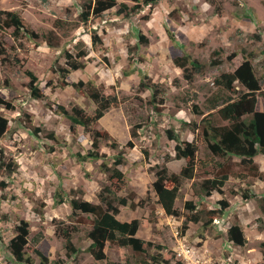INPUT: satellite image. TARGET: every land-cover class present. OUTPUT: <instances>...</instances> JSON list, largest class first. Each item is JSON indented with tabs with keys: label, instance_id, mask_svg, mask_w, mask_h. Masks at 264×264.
Here are the masks:
<instances>
[{
	"label": "rangeland",
	"instance_id": "obj_1",
	"mask_svg": "<svg viewBox=\"0 0 264 264\" xmlns=\"http://www.w3.org/2000/svg\"><path fill=\"white\" fill-rule=\"evenodd\" d=\"M115 1L83 20L85 0H0V10L20 14L33 31L14 37L13 28L0 29V100L9 103L0 104L8 121L0 151L15 167L9 171L0 161V264H26L14 260L8 248L21 221L28 224L24 250L33 264L40 262L35 248L49 264H123L122 251L126 264L146 257L108 242L107 259L94 260L87 233L95 215L73 212V199L101 208L110 201L119 220H145L136 236L147 254L171 256V263L264 264V154L255 155L249 166L234 155L215 156L201 130L208 121L227 125L217 113L223 103L214 98L223 92L215 77L234 71L247 57L262 75L264 0H156L135 13L119 11L120 3L131 7V0ZM69 54L81 68L70 69ZM183 56L206 63L191 82L174 63ZM213 58L219 60L212 66ZM26 71L37 78L38 97L32 95ZM143 75L162 88L154 101L149 90L138 87ZM89 81L118 101L95 125L99 158L78 156L92 150V133L73 126L62 113L77 107L93 114L97 104L73 85L80 82L85 89ZM234 87L245 90L237 83ZM256 95V109L264 111V93ZM190 141L197 146L196 170L181 182L177 214L167 215L151 184L162 166L179 173L187 159H176L174 147ZM120 152L124 189L114 186L110 171ZM222 174H227L224 184L207 185L206 193L203 182ZM194 212L200 219L187 221ZM233 225L243 245L229 239ZM67 234L76 249L69 255Z\"/></svg>",
	"mask_w": 264,
	"mask_h": 264
},
{
	"label": "trees",
	"instance_id": "obj_2",
	"mask_svg": "<svg viewBox=\"0 0 264 264\" xmlns=\"http://www.w3.org/2000/svg\"><path fill=\"white\" fill-rule=\"evenodd\" d=\"M133 5L128 7L125 3L119 4V11L137 12L142 6L152 5L156 0H131ZM85 11L81 13L83 20L87 19L89 12L94 15H99L102 11L111 8L116 5L115 0H85ZM92 5V6H91ZM13 28L12 34L14 37L18 36L19 32L33 33L29 28L26 20L18 13L8 10H0V29ZM96 38V37H95ZM214 54H218L217 51ZM82 52L77 56L80 58ZM250 55V54H249ZM70 69H77L82 67L77 59L71 60L72 57L68 55ZM219 59L213 58L209 61V65H216ZM174 63L182 69L184 78L191 82L194 78V74L201 73L204 70L206 63L200 62L198 59L190 58L189 56L177 57L174 59ZM264 66V61H263ZM26 74L30 78L29 87L31 88L32 95L39 96V91L33 83L37 80L36 76L26 71ZM147 78V81L144 79ZM214 82L220 86L223 94H218L214 99L222 100V105L218 108L217 113L222 120L227 122V125L216 126L210 124L206 119L202 120L206 124L201 128L203 137L207 140L206 144L211 154L224 158L229 155H234L240 158V162L243 165L253 164V158L258 153L264 154V111L256 109L257 105V91L262 94L261 85H264V67L262 75H258L255 70L254 64L250 58H246L239 67L232 72H223L219 76L215 77ZM235 83L241 85L245 90L236 91ZM74 87L81 93L92 99L97 105L93 114L86 113L82 108L74 107L71 113H68L64 109L62 113L66 115L72 122L73 126H82L85 132L92 133V150L88 151L86 155L78 154L81 158L91 157L99 158L103 154H99V132L95 129L97 121L104 115L105 110L112 106H117L118 101L115 97L104 96L94 87L92 81L87 82L86 88L82 89L80 82L73 83ZM138 87L141 90H149L151 100H155L163 92L162 88L157 83L151 82L147 75H143L142 79L138 83ZM264 88V86H263ZM229 92L231 95L224 94ZM0 104L5 107L9 103L1 101ZM249 116V117H246ZM8 121L0 113V138L7 130ZM132 135L135 136L133 132ZM175 138L176 136H172ZM176 139V138H175ZM178 142L175 147V158H186L187 163L180 169L179 173L168 172L165 166L160 167L155 172V179L151 186L157 196V202L167 215H176L177 209L174 206L175 199L178 195V191L183 179H191L194 176L196 170L195 154L197 146L194 141L187 143ZM111 146H116V143H111ZM127 146H132L131 142L127 143ZM123 153L116 155L110 171L115 178L114 186L119 189L125 188L124 174L119 169V165L123 162ZM0 161L8 167L9 171H14L15 167L11 166L10 162L4 161V155L0 151ZM104 170L107 168V163L102 162ZM109 169V168H107ZM227 178V174H222L219 179L211 178L206 179L203 182V188L206 193H209L210 186L215 188L221 186ZM105 208H101L98 205H94L87 201H80L73 199L70 202L73 212L82 211L90 214H94L95 218L92 222V227L87 233V238L90 243L87 247V251L92 258L96 261L106 260L105 247L108 242L116 243L120 248L130 247L133 252L142 253L149 258V261L144 259H138L137 264H181L179 261H172V257L168 255H162L161 253L147 254L145 242L136 236L140 224L146 225V221H138L132 219L131 221H121L116 217L117 209L112 205L110 201L105 202ZM186 207L193 209V205L190 202H186ZM200 216L197 212L192 213L187 217V221L197 222ZM29 233L28 224L26 221H21L20 225L15 228V236L10 239L8 248L12 257L17 262L33 264L30 255L24 250L28 240ZM66 233V232H65ZM65 237V248L68 255L75 252L76 249L72 244L71 238L67 234ZM228 237L236 245H243L244 240L237 225H233L228 229ZM33 252L39 258V264H49V260L44 254L37 248L33 249ZM122 263L126 264L127 258L122 251L121 257Z\"/></svg>",
	"mask_w": 264,
	"mask_h": 264
}]
</instances>
